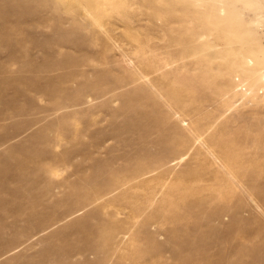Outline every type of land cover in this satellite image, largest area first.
<instances>
[{
  "label": "rangeland",
  "instance_id": "1",
  "mask_svg": "<svg viewBox=\"0 0 264 264\" xmlns=\"http://www.w3.org/2000/svg\"><path fill=\"white\" fill-rule=\"evenodd\" d=\"M0 264H264V0H0Z\"/></svg>",
  "mask_w": 264,
  "mask_h": 264
}]
</instances>
